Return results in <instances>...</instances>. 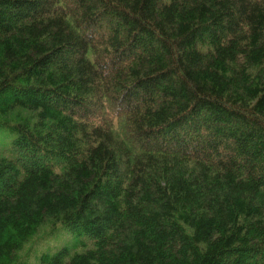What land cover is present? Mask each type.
<instances>
[{
	"label": "trees",
	"instance_id": "trees-1",
	"mask_svg": "<svg viewBox=\"0 0 264 264\" xmlns=\"http://www.w3.org/2000/svg\"><path fill=\"white\" fill-rule=\"evenodd\" d=\"M44 227L34 264H264V0H0V264Z\"/></svg>",
	"mask_w": 264,
	"mask_h": 264
},
{
	"label": "rangeland",
	"instance_id": "rangeland-1",
	"mask_svg": "<svg viewBox=\"0 0 264 264\" xmlns=\"http://www.w3.org/2000/svg\"><path fill=\"white\" fill-rule=\"evenodd\" d=\"M59 229L61 230L62 228ZM60 230H58V228L54 229L53 227L42 228L39 234L18 254L17 264L21 262H25L26 264H34L36 262L37 256L42 252L49 250L53 251L54 248L61 245L62 239L70 240V237H68L66 234H63V232Z\"/></svg>",
	"mask_w": 264,
	"mask_h": 264
}]
</instances>
